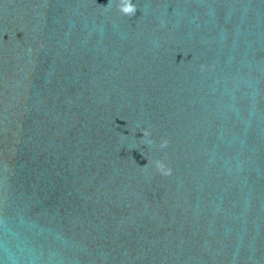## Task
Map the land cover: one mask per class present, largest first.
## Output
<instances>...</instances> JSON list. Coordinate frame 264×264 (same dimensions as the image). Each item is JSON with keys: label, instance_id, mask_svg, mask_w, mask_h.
Here are the masks:
<instances>
[{"label": "clouds", "instance_id": "obj_1", "mask_svg": "<svg viewBox=\"0 0 264 264\" xmlns=\"http://www.w3.org/2000/svg\"><path fill=\"white\" fill-rule=\"evenodd\" d=\"M118 10L122 15L132 17L135 15L137 11V6L133 3V0H119L118 2ZM31 51V49H29ZM203 67V66H202ZM143 137L147 138L151 136V133L148 130H143ZM145 143L148 145H151L153 141L151 139H145ZM168 145V141L162 140L160 142V148H166ZM155 165L156 170L163 176H169L171 175V168L167 167V165L162 160H156L153 162ZM149 164V162H148ZM147 165H145L143 168H146Z\"/></svg>", "mask_w": 264, "mask_h": 264}]
</instances>
